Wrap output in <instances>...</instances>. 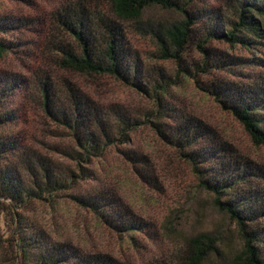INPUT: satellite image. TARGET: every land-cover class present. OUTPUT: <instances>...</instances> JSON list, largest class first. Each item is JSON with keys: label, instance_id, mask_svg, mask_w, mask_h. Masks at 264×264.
Masks as SVG:
<instances>
[{"label": "trees", "instance_id": "obj_1", "mask_svg": "<svg viewBox=\"0 0 264 264\" xmlns=\"http://www.w3.org/2000/svg\"><path fill=\"white\" fill-rule=\"evenodd\" d=\"M102 1L109 11L100 9L90 0H63L43 21L29 16H1L0 59L9 53H22L26 45L4 35L23 31L39 33L45 35L53 51L61 54L59 63L63 69L80 74L109 75L151 96L157 110L147 123L192 165L200 188L213 195L217 210L237 226L243 247L231 264H264L261 249L264 246V164L241 155L195 117H183L173 129H163L160 120L165 117L162 111L166 109L164 98L171 78L160 75V82L156 81L151 88L147 86L139 60L119 24L120 20H138L153 6L183 13L185 18L181 23L158 34L160 58L175 61L177 77L195 80L202 91L243 126L253 144L260 147L264 146L261 113L264 111V59L234 58L209 46V42L216 40L248 50L264 46V0H227L224 12L208 11L201 15L188 12L183 0ZM202 21L210 26L199 37L194 27ZM36 25L42 27L41 31ZM68 38L77 44V51L68 43ZM190 46L199 51L201 61L186 63L185 53ZM246 64H252L259 71L244 76L245 81L223 78L206 83L200 81L201 75H212L215 71L235 72ZM48 80L35 76L41 106L53 123L69 131L78 149L68 154L79 163L88 164L115 144L127 143L129 133L142 124L139 119L120 111L106 115L90 97L70 83L66 84V95L62 98ZM30 85L32 82L27 78L0 72V131L22 119L25 113L21 114V106L13 108L10 105L16 94L27 92ZM127 157L134 159L129 154ZM80 171L83 174L84 168ZM75 178L80 177L72 171L61 170L52 159L34 151L21 133L0 135V213L13 226L6 240L13 264H123L109 254H89L69 243L51 242L42 233L29 231L22 222L20 212L29 204L54 201L60 193L70 190ZM76 200L119 233H144L150 229L147 222L136 217L112 195L98 192ZM187 247L186 264H203L218 252L216 240L208 234L192 237ZM147 264L167 263L154 260Z\"/></svg>", "mask_w": 264, "mask_h": 264}, {"label": "rangeland", "instance_id": "obj_2", "mask_svg": "<svg viewBox=\"0 0 264 264\" xmlns=\"http://www.w3.org/2000/svg\"><path fill=\"white\" fill-rule=\"evenodd\" d=\"M61 1L0 0V17L29 16L35 21H43ZM90 1L109 11L102 0ZM183 1L187 3L188 12L201 15L208 11L224 12L227 0ZM184 18L179 11L153 6L146 9L138 20L119 21L131 51L139 60L147 86L151 88L156 81L160 82V75L171 78L164 98L166 109L162 114L165 117L160 120L162 128L168 131L181 118L195 117L233 145L241 155L264 164V146H255L243 126L202 91L195 80L177 77L175 61L160 58L158 34L181 23ZM255 18L261 20L258 16ZM204 19L208 20L207 17ZM204 21L194 27L199 37L210 26ZM3 37L26 45L21 49L22 53H9L0 59V72L20 75L29 79L32 85L27 92L16 94L10 105L13 108L21 106V114L25 113L22 119L1 130L0 135L21 133L34 151L52 159L61 170L72 171L80 177L74 179L70 190L60 193L54 201H35L20 212L29 231H38L54 243H69L85 253L109 254L123 264H147L154 260L186 264L188 241L194 236L208 234L216 240L218 252L203 264H231L243 247L237 226L217 210L213 195L200 188L192 165L147 123L157 110L156 101L151 96L109 75L80 74L63 69L59 63L61 54L48 46L45 35L23 31ZM68 43L78 50L73 40L68 38ZM209 46L234 58L264 59V46L248 50L216 40L210 41ZM201 59L195 46H190L185 53L188 64ZM234 71L201 75L200 81L206 83L216 78L245 81L244 76L259 70L246 64ZM36 75L43 81L49 79L56 94L62 98L66 95V84L70 83L90 97L106 115L120 111L139 119L142 124L129 133L127 143L115 144L88 164L79 163L68 154L78 149L69 131L53 123L41 106ZM261 113L264 117V111ZM127 154L134 159L130 160ZM81 167L84 168L83 174ZM98 192L115 197L136 217L147 222L149 231L119 233L76 200ZM12 231L11 221L0 213V264H13L11 249L6 244ZM261 249L264 252V246Z\"/></svg>", "mask_w": 264, "mask_h": 264}]
</instances>
